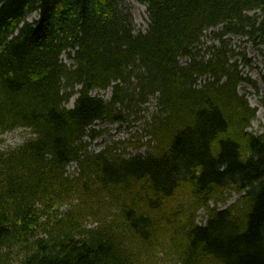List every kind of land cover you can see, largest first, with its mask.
I'll list each match as a JSON object with an SVG mask.
<instances>
[{
	"label": "trees",
	"instance_id": "1",
	"mask_svg": "<svg viewBox=\"0 0 264 264\" xmlns=\"http://www.w3.org/2000/svg\"><path fill=\"white\" fill-rule=\"evenodd\" d=\"M122 1L0 0V134L35 133L0 151V264H264V132L247 130L256 109L237 92L258 86L226 38L264 44V0H141L137 33ZM219 26L205 59L202 36ZM115 81L109 100L90 95ZM157 90L154 152L81 155L89 125ZM74 161L80 177L66 175ZM232 190L235 204L210 205Z\"/></svg>",
	"mask_w": 264,
	"mask_h": 264
},
{
	"label": "rangeland",
	"instance_id": "2",
	"mask_svg": "<svg viewBox=\"0 0 264 264\" xmlns=\"http://www.w3.org/2000/svg\"><path fill=\"white\" fill-rule=\"evenodd\" d=\"M122 7L129 10L132 14L134 25H135V32L137 31H145L148 27V14H147V7L145 3H143L141 0H123L122 1ZM37 18V14L33 13L28 17V21L32 22ZM220 28H216L215 30H211V32H208L205 34V39L203 41V54L202 56H205V59H207L211 52L213 53V50L207 51L209 47L212 45H220L219 40H214L213 33L217 31ZM230 42V46L234 48L236 51H244L248 58H251L253 60L254 67L252 69L246 68L244 66V62L239 58L240 64L239 69L242 71V73L245 76L250 77L253 81H255L259 86V91H256L254 87L251 84L243 83L241 84L239 90L240 92L246 96L249 103L252 107L257 108V114L256 117L251 122V125L249 127L250 132H253L254 134L258 135L264 132V83L262 80V73L264 72V53L261 51L264 49V46H255L252 42H250L247 38L243 37H233L229 36L228 38ZM62 58L64 61H66L69 65L73 64V61L67 57L66 54L62 55ZM186 59L184 58L181 60V62L186 63ZM105 96H110L106 95ZM67 106L72 107L73 101H70ZM146 120L140 121L137 125L134 126V128H128V124L126 126L118 127L115 124L111 123H102L99 122L96 126V129L100 132V134L97 136V138L94 140V142L89 147L90 152H100L101 150L107 149L109 147H115L120 146V151H126L131 154L135 153H145L148 150L146 147L135 150L134 145L132 142L135 141L137 136L145 135V131L147 128ZM120 124V123H119ZM35 137V134L32 132V130L28 127H18L16 129H13L11 131H8L4 134L0 135V150L2 151H8L14 148L19 147L26 141L33 139ZM140 138L136 139L137 142ZM121 141V142H120ZM118 151V152H120ZM68 175H77L80 176L81 173L77 168L76 163H72L67 167ZM76 195H74L73 202L76 201ZM238 198L236 194H232L230 196V200L228 203L235 201ZM223 206V205H221ZM69 204L60 203L58 206H56V209L65 211L69 209ZM204 216V211L199 212V221L202 222V217ZM86 224L88 226H95L96 221L92 220L91 218L87 219ZM168 264H178L176 261L170 260Z\"/></svg>",
	"mask_w": 264,
	"mask_h": 264
},
{
	"label": "bare ground",
	"instance_id": "3",
	"mask_svg": "<svg viewBox=\"0 0 264 264\" xmlns=\"http://www.w3.org/2000/svg\"><path fill=\"white\" fill-rule=\"evenodd\" d=\"M204 39H205V35L203 34V36H202V41H204Z\"/></svg>",
	"mask_w": 264,
	"mask_h": 264
}]
</instances>
